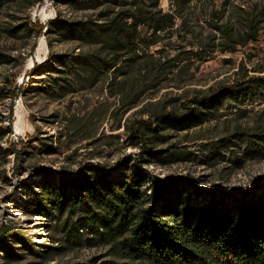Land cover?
<instances>
[{"label":"trees","instance_id":"16d2710c","mask_svg":"<svg viewBox=\"0 0 264 264\" xmlns=\"http://www.w3.org/2000/svg\"><path fill=\"white\" fill-rule=\"evenodd\" d=\"M55 1L66 11L57 10L44 25L28 18L20 32L11 31L34 40L48 37V61L34 64L29 73L45 75L33 89L48 86V96L63 106L51 114L59 134L56 140L48 135V153L72 146L78 137L89 140L84 147L90 148L81 153L72 148L58 169L26 167L28 142L11 139L15 99L26 89L0 71V104L10 99L8 120L0 113V183L8 179L10 155L13 173L32 169L17 184L23 198L15 200L16 207L50 229L57 224L72 243L84 238L89 246L107 249L88 262L66 264H264V183L258 180V192L215 190L198 200L191 193L201 194L193 180L160 177L149 169L189 160L179 152L167 154L172 139L187 138L226 103L239 105L264 95V70L249 74L241 64L229 81L157 98L171 87L172 77L198 67L210 49L235 51L255 41L262 17L246 12L234 23L238 9L233 3L232 11L227 7L232 0L211 11L209 3L195 0H169L168 10L160 0ZM42 2L0 0V9L16 4L29 10ZM55 44L66 48L57 51ZM10 62L0 50V70ZM107 128L112 133L105 134ZM236 142L244 144L238 165L264 159V125L237 126L231 138L212 144V156L218 158L222 148ZM127 147L137 152L113 164L98 160L104 149ZM73 161L79 164L75 169ZM35 245L16 225H0L5 259L35 253Z\"/></svg>","mask_w":264,"mask_h":264},{"label":"rangeland","instance_id":"374dc122","mask_svg":"<svg viewBox=\"0 0 264 264\" xmlns=\"http://www.w3.org/2000/svg\"><path fill=\"white\" fill-rule=\"evenodd\" d=\"M196 1L209 3L210 11L222 9L224 6V0ZM232 3L238 9L233 16L234 23H239L246 12L257 13L258 17H262L263 28L257 39L245 46H238L235 51L221 52L219 49H212V51L210 49V56L197 61L198 67L190 69L180 77H172L171 87L163 89L157 98L165 97L164 95L170 92L174 96L183 90H190L193 93L195 90H205L219 81H229L233 79L234 73L241 64L245 65L249 74L264 70V0H232L231 6L230 4L227 6L228 12L233 10ZM160 4L164 10L169 9V0H160ZM57 10L66 11L63 4L55 0H43L41 4L29 10L16 4L6 5L0 9V50H4L11 57V62L4 65L0 71L3 75L9 76L11 81L14 79L17 86L26 89L15 99L13 133L11 135L13 141L24 140L29 144V152L25 155L26 167L36 164L58 169L63 163H66L64 157L71 154L72 148H78V153L85 152L90 148L84 147L89 140L78 137L72 146L70 145L68 148L63 146L55 153H48L44 145L48 143V135H53L56 140L59 134V125L53 121L54 117L51 114L57 110L62 111L63 106L48 96V86L45 89L39 87L33 89V86L44 80L45 75L29 76L34 64L44 65L48 61L50 52L48 37L42 34L34 40V37H17L11 31L18 32L21 29L19 26L26 23L28 18L31 22L39 21L44 25L55 17ZM41 37L45 38L46 47L38 54L37 48ZM65 48V46L57 44L54 47L57 51ZM29 86L32 89H28ZM9 102L10 99H7L0 104V113L6 121L9 117ZM258 124L264 125V95L239 105L226 103L215 118L192 130L187 138L180 134L167 145V154L179 152L181 156L186 158L188 156L189 160L172 162L167 165H152L149 169L160 177L172 174L193 180L194 188L197 186L201 194L197 195L194 189L191 193L193 198L198 200L215 190H220L223 193H238L244 190L258 192L259 186L264 183V159H245L238 165V161L243 155V142H236L232 146L222 148L218 158L212 156L215 151L214 145L212 146L214 142L224 137L231 138L237 126H256ZM110 133L112 132L108 128L105 129V134ZM113 133H117V131ZM208 143H210V147L205 145ZM136 152L137 150L132 147L121 148L115 152L111 149H104L103 157L98 160H105L109 164H113L125 155ZM209 154L210 159L208 160ZM8 160V179L0 183V225H16L32 237L38 245H35V253L26 254L24 258L20 259H5L0 254V264L85 263L95 257L104 256L106 247L89 246L84 238L79 243H72L65 239L57 224H53L50 229L48 225H45L46 222L23 214L15 204L17 198H23L22 191L17 189V184L20 180L29 177L32 169L26 168L19 173H13L15 161L13 155H10ZM73 162L75 169L79 164L78 161ZM258 180L260 185H258ZM49 246L62 248L53 250L48 249Z\"/></svg>","mask_w":264,"mask_h":264},{"label":"bare ground","instance_id":"6f19581e","mask_svg":"<svg viewBox=\"0 0 264 264\" xmlns=\"http://www.w3.org/2000/svg\"><path fill=\"white\" fill-rule=\"evenodd\" d=\"M46 47V41L44 37H41L40 41H39V45L37 48V53L39 54L40 52L43 51V49ZM18 128V127H17Z\"/></svg>","mask_w":264,"mask_h":264}]
</instances>
